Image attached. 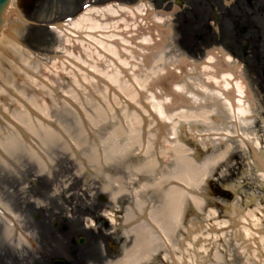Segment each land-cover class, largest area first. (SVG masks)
Wrapping results in <instances>:
<instances>
[{"label": "rangeland", "instance_id": "1", "mask_svg": "<svg viewBox=\"0 0 264 264\" xmlns=\"http://www.w3.org/2000/svg\"><path fill=\"white\" fill-rule=\"evenodd\" d=\"M229 1L181 0L178 3L172 0L166 4L164 0H14L17 16H12L16 21L8 37L20 43L24 50L14 52L8 49L9 44L0 49V86L7 96L6 99L2 98V102L7 103L11 110L17 109L14 105L16 99L7 90L23 89L26 93L39 95L38 98L43 97L49 107L48 122L61 138L59 141L47 139L42 149L38 142L32 143L36 140L30 136L28 142L22 140L26 147L31 145L29 148L33 150V146V151L37 148L36 154H40L44 160L43 154L48 155V168L44 170L37 169L35 158L23 148H14V156L0 151V206L6 207L14 217L12 222L8 215L0 212V264H27L28 258L46 248L48 243L54 257L59 248L50 244L62 242V238L68 237L66 233L81 232L75 228L78 225L72 223L79 222L81 217H93V202L106 204L114 191H119L118 198L123 199L129 185L141 196L145 194L146 198L154 199L162 189L160 184L168 182L161 181L156 187H150L148 179L145 182L143 176L134 170V165L146 162L147 156L143 154L147 148H151V154L158 155L159 150L166 146V123L159 122L158 128H149L153 120L147 119L143 128H136L132 122L130 124V120L126 121L123 105L111 96L113 100L104 102L100 96L98 98L92 94L95 89L92 86V92L78 90L71 78L60 75L64 66L57 58H68L65 52L67 48L63 44V35L53 28L73 18L87 6L109 2L133 6L145 3L147 8L148 5L152 7L154 16L164 19V27H169L170 32L164 48L159 51L163 60L155 64L151 61L148 69L140 75V82L149 81L164 62H174V59L177 61L182 56L200 62L212 48L220 47L230 53L241 67L250 91L254 115L252 127H245L240 121L238 126L245 135L251 131L257 134L264 153V81L261 75L264 64V0H240L241 10L237 9V2L230 8L224 7L225 2L229 4ZM243 26L257 36L250 48L252 56L244 57L242 54L245 37L243 39L239 30ZM30 54V62L22 64L21 57L29 58ZM258 54H261L263 63L255 59L254 56ZM45 73L52 77L57 94L70 91L78 97L88 114L87 118L60 95H50L47 89L41 88ZM99 91L103 95V90ZM207 108H215V113L208 122L196 123L193 129L196 137L190 136L192 134L186 125L181 123L180 126V139L193 149L196 161L212 158L223 148L224 145L217 144L212 138L216 136L214 131L235 133L233 119L226 109L215 104ZM198 109L204 108L200 106ZM0 119V139L4 140L3 131L9 127L2 117ZM151 132L155 134L154 142ZM72 138L79 145L72 144ZM208 139L211 143L205 146L203 142ZM128 142L133 145L125 150L123 146ZM228 142L231 144L230 151L208 170L203 186L205 207L197 210L186 206L182 216L184 219L180 220L173 239L156 251L150 264H264L262 239L250 238L243 242L237 236V229L244 224L245 217L250 220V211L257 210V215H260L258 210L263 213L259 228L264 229V178L249 161L252 154L248 147L240 144L237 138H230ZM92 151L100 159L95 164L84 157ZM118 152H122V156L118 157ZM105 154L111 155L112 159L106 162L101 160ZM159 164L165 165L161 160ZM146 167V174L156 178V170ZM26 176L48 182V205L52 212L47 221L41 222L36 217L44 206L41 198L29 204L25 201L24 191L29 183L24 179ZM14 186H18L24 196L17 197ZM58 210L60 214H57ZM106 211L107 208L104 213ZM62 217H67L66 221ZM54 220L58 222L56 227L52 225ZM63 223H71L73 228L62 233L60 225ZM7 226L11 227L12 232L9 238L5 236ZM253 241L258 243V249L263 253L261 262L258 255L245 247V244H252ZM61 254L64 255V252Z\"/></svg>", "mask_w": 264, "mask_h": 264}, {"label": "bare ground", "instance_id": "2", "mask_svg": "<svg viewBox=\"0 0 264 264\" xmlns=\"http://www.w3.org/2000/svg\"><path fill=\"white\" fill-rule=\"evenodd\" d=\"M16 12L12 0L10 8L5 11V23L0 32V49L9 44L8 49L20 53L24 50L22 45L8 37L16 21L12 17L17 16ZM153 12L146 5L91 6L69 21L55 26L57 32L63 35V44L68 49H65L68 58H57L64 66L60 74L62 77L71 78L74 86L80 90L91 91L92 86L95 88L94 93L91 91L92 94L98 98L100 96L104 102L114 99L118 104L121 103L126 109V121L130 120V124L132 122L136 128H143L147 119L153 120L149 128H158L159 122L168 123L167 135L164 137L166 146L159 150L158 155L151 154V148H147L143 154L147 156L146 162L134 170L141 172L146 166H150L149 170H156L161 166V160L168 164L170 171L167 172L162 166L159 170L167 173H161L157 182L170 179L172 183L163 191L158 204L148 207L149 219L127 230L128 233H134V244L125 250L119 260L111 264L148 262L153 253L173 239L187 201L197 210L205 207V200L201 195L204 181L209 168L230 151V138H237L240 144L248 147L252 154L249 161L264 178V153L258 136L253 131L245 135L238 126L240 121L243 126L252 127L254 115L249 99L250 91L242 76L241 67L230 53L220 47L212 48L200 62L182 56L177 61L174 59V62H164V65L150 76L149 81L146 79L140 82V75L148 69L151 61L153 64L162 62L163 57L159 51L164 48L170 32L169 27H164V19L154 16ZM31 57V54L29 58L22 56V64H28ZM42 77V89H47L50 95H60L71 107L88 117L78 97L70 91H64L62 95L57 94L52 85V77H49L48 73ZM30 78L36 80L32 76ZM99 89L103 90V95ZM7 91L16 99L14 105L17 109L11 110L7 103L2 102V98L6 99L7 96L0 86V117L9 127L3 131L4 140L0 139V148L11 156L14 154V148H23L35 158L42 169L43 160L37 159L36 150L33 151L22 143L15 127L21 128L36 139L41 149L46 146L47 139L59 141L60 133L45 122L50 120L47 101L43 97L38 98L39 95L26 93L23 89ZM110 96L113 99H110ZM214 104L228 111L234 122L235 133L214 131L216 136L212 138L217 144L224 145L223 148L212 158L196 161L193 158V149L180 139V126L181 123L186 125L192 134L190 136L196 137L193 130L196 123L208 122L209 117L215 113V108L209 109L207 106ZM200 106L204 109L197 110ZM151 136L154 142V132H151ZM71 143L79 145L74 138ZM210 143L209 139L203 142L205 146ZM132 145V142H128L123 148L127 150ZM117 156H122V152H118ZM85 159L91 164L100 161L95 151L85 154ZM111 159L109 154L102 158L105 162ZM153 185H156V182ZM117 195L118 191L114 192L111 199H115ZM136 203L141 209L143 201L136 199ZM256 211L249 212L250 220L245 217L244 224L237 229V236L242 238L243 242L250 238H261L264 247V229L259 228L263 213L258 210L260 215H257ZM131 216V212L127 211L126 220ZM11 235V227L7 226L5 236L9 238ZM245 247L258 255L261 262L263 253L258 249L256 241L245 244Z\"/></svg>", "mask_w": 264, "mask_h": 264}, {"label": "flooded vegetation", "instance_id": "3", "mask_svg": "<svg viewBox=\"0 0 264 264\" xmlns=\"http://www.w3.org/2000/svg\"><path fill=\"white\" fill-rule=\"evenodd\" d=\"M235 3L237 7H240V0H234ZM243 34L245 36L247 34V47L244 50V54L248 55L249 47L252 42H256L257 36L253 31L247 33V29ZM260 55L258 54L256 57L259 58ZM24 179H27L29 182L24 191L26 192L25 201L29 204L30 201L34 202L37 198H41L42 204L46 206L41 208V212L36 214V217L41 222L47 221L52 212L48 205L50 189L48 182H44L43 179L33 176L29 178L26 176ZM14 187L17 197L24 196L21 195L18 186ZM93 203L92 208L94 210L91 212L93 217H81L79 222L72 223L78 225L75 228L80 229V231L82 230L81 232L75 234L66 233L68 237L62 238V242L50 244L53 247L59 248L56 256L53 257V254L50 253L48 243L46 248L44 247L37 254L31 255L28 258L27 264H54L53 260L55 258H62V264H111L116 262L122 255L124 248L130 246L134 240L133 232L125 235L123 230L139 222L143 218L141 216H144V214L136 210L135 202L131 199L118 201L119 205L116 206L111 203L105 204L108 208L113 209L114 218L99 216L102 213L101 210L104 204L101 202ZM127 208L131 210L133 217L129 221H124L123 214ZM57 214H60V210H58ZM87 221L92 226H89ZM72 224H68L65 230H71L73 228ZM53 225H57L56 220L53 221ZM61 252H64V255Z\"/></svg>", "mask_w": 264, "mask_h": 264}, {"label": "water", "instance_id": "4", "mask_svg": "<svg viewBox=\"0 0 264 264\" xmlns=\"http://www.w3.org/2000/svg\"><path fill=\"white\" fill-rule=\"evenodd\" d=\"M9 1L10 0H0V27H1V24L3 23V20H4L3 13H4L8 3H9ZM11 2L7 8H10Z\"/></svg>", "mask_w": 264, "mask_h": 264}]
</instances>
